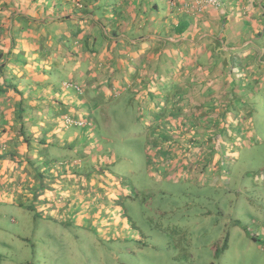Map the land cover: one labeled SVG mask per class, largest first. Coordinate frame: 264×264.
I'll list each match as a JSON object with an SVG mask.
<instances>
[{
	"label": "trees",
	"instance_id": "trees-1",
	"mask_svg": "<svg viewBox=\"0 0 264 264\" xmlns=\"http://www.w3.org/2000/svg\"><path fill=\"white\" fill-rule=\"evenodd\" d=\"M74 1L70 7L69 0H0V175L10 162L16 163L15 169L21 173L15 174L17 179L10 177L9 181L18 182L13 185L19 189L20 181L25 182L26 194L22 196L31 203L25 209L37 216L40 209L35 205L52 200L50 191L58 187L50 179L62 175L71 183L77 173L64 169L62 153H66L63 157L72 156L73 151L85 156L84 153L91 150L92 141L101 148L100 140L104 138L96 135L94 127L101 112L104 109L124 111L132 100L138 105L133 115L143 135L142 146L135 148L133 154H141L139 164L144 165V174L146 170L153 174L149 172L153 165L155 168L173 164L180 175L187 173L195 177L192 181L198 184L199 174L216 172L221 151L236 148L238 144L230 142L228 145V136L223 134L225 127L231 130L230 141L235 137L241 141L240 131L245 126L241 120H232V113H238L239 109L234 96L230 97L231 91L226 93L229 88H224L221 96L216 97L219 88L214 84L216 88H208L205 95L201 91L205 81L196 84L191 72L177 78L175 71L184 70L189 64L184 63L186 54L171 46L156 51V62L139 68L134 66V53L138 56L134 49L111 45L122 34L119 22L122 16L109 13L111 8L114 13L115 6L102 4L100 0ZM126 6L129 15L122 18L127 28L132 22L131 3L127 2ZM124 34L130 40L131 32ZM255 46L259 48L252 42L251 48ZM178 56L183 58L181 62L176 60ZM125 57L130 60L126 61ZM246 58L249 59L248 54ZM121 60L128 64L123 65ZM244 64L243 75L248 83L256 72L261 74L264 70L261 61L257 64L245 61ZM228 78L232 79L233 94L239 92V96H244L248 90L246 80L243 82L232 75L223 80ZM253 82L257 84L258 79ZM256 84L251 89H257ZM126 91L127 100L116 101ZM248 91L252 97L254 93ZM226 94L229 97L225 101V97H221ZM120 102L124 107L118 106ZM237 102L243 106L245 99ZM252 124V119L246 123L248 128H252ZM60 131H64L62 137ZM121 142L117 138L122 146ZM117 153V149L110 146L101 155L104 163L94 159V179L88 185L84 182L82 190L66 197L67 202L78 203L85 192L96 190L98 175H115ZM58 166L62 168L60 173L56 172ZM82 175L87 177L85 173ZM107 180L105 178L103 186L97 189L105 193L106 199L117 201L121 196L129 197L124 182L112 188L114 185ZM104 184L107 187L103 189ZM250 231L251 238L258 241L257 234Z\"/></svg>",
	"mask_w": 264,
	"mask_h": 264
},
{
	"label": "rangeland",
	"instance_id": "rangeland-1",
	"mask_svg": "<svg viewBox=\"0 0 264 264\" xmlns=\"http://www.w3.org/2000/svg\"><path fill=\"white\" fill-rule=\"evenodd\" d=\"M101 1L115 6L117 0ZM158 6L165 7V0H158ZM233 10H237L239 22L235 19V24L230 25L228 36L238 44L247 37L253 38L259 48H251L252 43L249 48H234V56L228 52L227 57H216L199 69L206 78L205 82L201 81L204 82L201 91L206 95L217 86L219 92L215 95L220 97L228 87L226 93L231 91L230 97L234 96L236 107L241 110L232 113V120L245 124L240 131L241 141L237 137L230 141L231 130L225 127L223 134L228 136V145L230 142L238 144L236 148L221 151L217 171L199 174L198 184L192 181L195 177L187 173L183 174L185 177L180 175L173 164L155 168L153 165L149 171L153 174L148 170L144 174V165L139 164L141 154H133L135 148L142 146L143 137L133 115L138 105L135 100L128 107L120 102L118 106H123L124 111L104 109L94 126L96 135L104 138L100 140L101 148L91 139V150L88 149L85 156L73 151L72 156L63 157L66 153H62L64 169L76 172L77 176L71 183L60 174L50 179L57 183L58 189L50 191L52 200L35 205L40 209L37 216L25 209L31 204L22 196L26 194L25 182L21 180L19 184L22 192L13 185L18 182L9 181L10 177L15 180V174L21 173L15 169L16 163L10 162L1 173L0 264H264V70L261 74L256 72L251 83L243 75L245 61L264 64V25L260 27V34L254 33L251 25L243 22V10L236 2ZM147 12L155 15L157 11ZM109 13L114 15L113 8ZM198 28L203 34L209 29L204 25ZM249 52L254 57L247 59L245 54ZM182 59L178 56L176 60L181 62ZM229 75L246 80V89L254 95L251 97L248 90L244 96H239V92L233 94L232 79L223 80ZM256 78L257 84L253 82ZM253 84L257 89H251ZM127 95L126 91L116 101H126ZM224 97L226 101L229 96L223 95L221 99ZM243 98L245 102L241 106L237 101ZM250 119L252 128L246 125ZM117 138L121 139L122 146ZM110 146L118 152L115 175H98L96 190L85 192L78 203L67 202L66 197L76 194L82 190L84 182L88 185L94 179L93 160H100ZM153 155L148 156L149 159ZM60 169L58 166L56 172L60 173ZM82 173L87 177L80 176ZM105 178L114 185L112 188L124 182L129 197L121 196L117 201L106 199L105 193L97 190L103 186ZM105 187L104 184L103 189ZM105 202L110 204L104 205ZM249 229L257 234L258 241L251 238Z\"/></svg>",
	"mask_w": 264,
	"mask_h": 264
},
{
	"label": "crops",
	"instance_id": "crops-1",
	"mask_svg": "<svg viewBox=\"0 0 264 264\" xmlns=\"http://www.w3.org/2000/svg\"><path fill=\"white\" fill-rule=\"evenodd\" d=\"M69 1L72 7L75 1ZM127 2L131 3L132 22L126 28V21L122 17L129 15ZM235 2L243 10V22L251 25L252 32L259 33L260 27L264 25V0H219V5L214 10L211 5L200 7L194 0H165L166 6L162 9L158 6V0H117L114 15L122 16L119 19L122 34L119 40L111 45L124 46L125 50L134 49L138 56L134 53L132 61L138 68L146 63L156 62L155 55L159 48L171 46L180 49L186 54L184 63L189 66L184 70L175 71L176 77L186 76L191 72L195 83L198 84V81L206 79L199 72L201 65L211 63L216 57H227L228 52L233 55L234 48L249 46L253 42V38L247 37L238 44L232 36H228L230 25L235 24V19L239 22L237 10H233ZM58 8L60 7L56 9ZM150 10L157 12L150 15L147 12ZM202 25L210 30L201 33L198 27ZM240 28L239 26V30ZM128 31L131 32L130 40L124 34ZM254 48L257 49L256 46ZM151 54L154 56L150 58ZM247 54L254 57L250 52ZM197 95L198 91L195 97L198 101ZM62 133L64 131H60V137Z\"/></svg>",
	"mask_w": 264,
	"mask_h": 264
},
{
	"label": "built area",
	"instance_id": "built-area-1",
	"mask_svg": "<svg viewBox=\"0 0 264 264\" xmlns=\"http://www.w3.org/2000/svg\"><path fill=\"white\" fill-rule=\"evenodd\" d=\"M196 5L202 7L204 5H211L217 7L219 5V0H194ZM67 121H70L67 119Z\"/></svg>",
	"mask_w": 264,
	"mask_h": 264
}]
</instances>
